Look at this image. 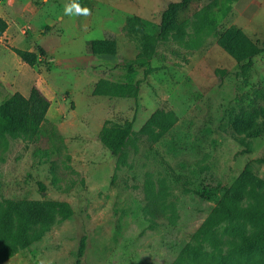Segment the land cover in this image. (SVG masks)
<instances>
[{"label":"rangeland","instance_id":"374dc122","mask_svg":"<svg viewBox=\"0 0 264 264\" xmlns=\"http://www.w3.org/2000/svg\"><path fill=\"white\" fill-rule=\"evenodd\" d=\"M179 1L75 0L95 31L79 23L85 16L65 14L73 0H51L10 22L13 37H0V105L37 85L63 143L54 141V151L46 137L3 133L0 213L36 199L55 206L56 221L1 264H172L246 164L264 179V51L238 60L226 39L235 28L262 42L264 0H189L159 37L162 13ZM10 38L34 48L33 66L4 50ZM96 38L114 53H88ZM132 62L139 64L128 73ZM102 80L135 83L136 95L113 96ZM155 111H173L177 121L152 142L141 128ZM130 123L135 134L114 154L112 135ZM147 183L163 205L151 214ZM250 203L264 211V196Z\"/></svg>","mask_w":264,"mask_h":264},{"label":"trees","instance_id":"16d2710c","mask_svg":"<svg viewBox=\"0 0 264 264\" xmlns=\"http://www.w3.org/2000/svg\"><path fill=\"white\" fill-rule=\"evenodd\" d=\"M189 0L169 4L162 13L158 25V36H163L171 27L174 8ZM7 27L0 18V36ZM230 52L238 60H247L264 51V38L260 44L253 42L244 32L235 28L226 31ZM105 39H91L86 43V51L92 54H113ZM11 50L29 66L37 62V53L11 47ZM38 53L44 50L39 46ZM149 56H151L149 54ZM141 63H144L143 61ZM138 62L128 63V73L135 70ZM100 86L116 97L136 95L135 83H114L100 81ZM49 99L36 87L31 86L28 95L15 91L0 105V150L6 148L3 133L11 137L23 136L29 140L46 137L51 141L54 151L60 147L54 141L63 143V137L56 125L47 118ZM173 111L153 112L144 122L141 132L152 142H157L176 123ZM131 123L112 135L108 148L118 153L134 135ZM133 140V139H132ZM149 213L162 210L163 205L152 194V186L147 183ZM264 196V179L257 176L250 164H246L235 181L225 190L219 203L213 208L206 220L197 228L172 264H184L187 260L194 263L201 258H210L217 264H264V211H255L250 203L254 195ZM56 221L55 206L42 200L12 201L0 213V264L14 256L20 247L26 246L31 237L40 235ZM223 223L224 226L220 227ZM27 226L28 232L24 231ZM19 236L18 243L16 237ZM22 237V238H20ZM16 239V240H15ZM227 246L226 250H222ZM85 248L82 238L78 247L79 257ZM210 248V249H207Z\"/></svg>","mask_w":264,"mask_h":264},{"label":"crops","instance_id":"0c3cea01","mask_svg":"<svg viewBox=\"0 0 264 264\" xmlns=\"http://www.w3.org/2000/svg\"><path fill=\"white\" fill-rule=\"evenodd\" d=\"M50 1L51 0H0V18L4 19L5 22L7 23V27H6L5 31L0 36L1 37V40L3 38L4 39L5 38L7 39L8 36H10L9 35V28L12 26V24L10 22H16V23H17V21L18 22H21V16H23L24 14L31 15L32 13H37V15H38L40 13L39 12L40 9L45 8L47 6V3H49ZM70 1H72V0H69V3H70ZM25 10H27L26 13L24 12ZM65 18H66V16H62L60 14H57V20L58 21H60V20L63 21ZM80 18L81 19L79 20V23L83 27L87 28L89 31H91V29H93L94 27H96V25H92L90 23V18H91L90 15L89 16H85V18H82V17H80ZM76 20H77V18H76ZM96 29H98V27ZM96 29H93V30L95 31ZM101 33H103L102 30H101ZM10 37H13V34H11ZM96 39H98V38H96ZM12 40L10 38V40L8 39V41H6V42L8 44H10V46H12V47L20 48V47L16 46V44H15L18 39H12ZM4 50H6L8 54H12V56L16 55L11 50H8V49H5V48H4ZM28 50L34 51V48H30ZM97 55H99V54H97ZM102 55H104V54H102ZM14 58L16 59V58H18V56L16 55V57L14 56ZM34 86H36L38 88L37 85H34ZM26 95H28V94H26ZM48 111H49V108H48Z\"/></svg>","mask_w":264,"mask_h":264},{"label":"clouds","instance_id":"9594fccd","mask_svg":"<svg viewBox=\"0 0 264 264\" xmlns=\"http://www.w3.org/2000/svg\"><path fill=\"white\" fill-rule=\"evenodd\" d=\"M64 12L66 15L72 16V15H78V16H89L90 10L86 7H81L80 4L76 3L75 0H73V3L70 5H66Z\"/></svg>","mask_w":264,"mask_h":264}]
</instances>
